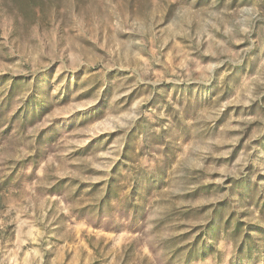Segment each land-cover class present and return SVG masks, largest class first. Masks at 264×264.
<instances>
[{"label": "rangeland", "instance_id": "obj_1", "mask_svg": "<svg viewBox=\"0 0 264 264\" xmlns=\"http://www.w3.org/2000/svg\"><path fill=\"white\" fill-rule=\"evenodd\" d=\"M0 264H264V0H0Z\"/></svg>", "mask_w": 264, "mask_h": 264}]
</instances>
